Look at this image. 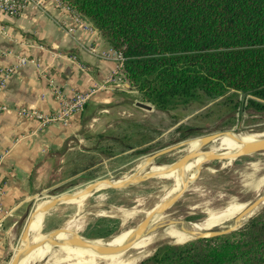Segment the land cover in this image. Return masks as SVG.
<instances>
[{
    "label": "rangeland",
    "instance_id": "obj_1",
    "mask_svg": "<svg viewBox=\"0 0 264 264\" xmlns=\"http://www.w3.org/2000/svg\"><path fill=\"white\" fill-rule=\"evenodd\" d=\"M129 90V92L123 91L122 95L121 92L119 93V97L114 102L113 112L108 117L97 119L92 126L83 128L86 140L83 142V152L79 155L82 157L72 158L76 156L73 152L71 156L68 155L63 163L64 167H61L49 187L34 196L26 212L21 211L14 229L9 233L8 251L0 264H8L15 251L24 243L22 230L30 213L54 197L76 193L97 180L125 177L133 173L137 174L141 170L143 177L133 185L112 188L110 185L113 184L105 183L98 186L85 199L82 209L74 202L64 201L50 207L44 213H40L39 210L32 216L28 230L30 242H35L73 218L82 221L81 227L77 230L79 235L90 239L111 240L136 226L147 210L164 200V195L174 183L171 177L155 175L147 178V174L151 173H142L148 155L159 149L182 143L156 157L147 167L151 164L157 167L161 164L169 165L187 151L208 150L212 142L227 135L199 148V140L205 134L220 130L264 131V109L248 106L242 94L231 97H205L203 100L172 110H161L143 99L132 87ZM138 101L151 105L152 108L137 106L135 102ZM195 139H197L196 145L188 148ZM254 141L256 140L247 144ZM238 148L219 151H232ZM200 159L199 153L194 154L187 163H195ZM190 172V169H186L182 174V180L185 175L189 176ZM262 176H264V150L232 160L208 161L187 184L180 198L165 211L164 218L175 217L194 223L206 216L208 208L218 210L232 200L249 202L264 192V185L260 188H255L253 185L254 181ZM131 178L133 176L128 179ZM116 208H135L138 211L124 222L113 214ZM231 219L218 225L221 228L227 227L232 224ZM162 243L174 242L168 237L156 241L148 246L146 255H143L136 264L150 256ZM52 248L51 251H54L57 246ZM43 249L44 246L40 252ZM50 252L39 261V264H51L47 261Z\"/></svg>",
    "mask_w": 264,
    "mask_h": 264
},
{
    "label": "trees",
    "instance_id": "obj_2",
    "mask_svg": "<svg viewBox=\"0 0 264 264\" xmlns=\"http://www.w3.org/2000/svg\"><path fill=\"white\" fill-rule=\"evenodd\" d=\"M123 57L121 76L172 110L244 95L264 109V0H65ZM139 264H264V206L227 234L162 243Z\"/></svg>",
    "mask_w": 264,
    "mask_h": 264
},
{
    "label": "crops",
    "instance_id": "obj_3",
    "mask_svg": "<svg viewBox=\"0 0 264 264\" xmlns=\"http://www.w3.org/2000/svg\"><path fill=\"white\" fill-rule=\"evenodd\" d=\"M110 49L96 30L85 29L51 0H43L40 7L27 4L16 16L0 11V66L15 63L17 55L39 65L17 68L0 90V104L50 114L59 106L55 89L71 95L95 83L103 85L69 125L41 124L11 110L0 112V263L21 211L49 187L68 155L82 157L83 128L108 117L119 93L130 91L121 75L106 82L116 67V61L104 55Z\"/></svg>",
    "mask_w": 264,
    "mask_h": 264
},
{
    "label": "bare ground",
    "instance_id": "obj_4",
    "mask_svg": "<svg viewBox=\"0 0 264 264\" xmlns=\"http://www.w3.org/2000/svg\"><path fill=\"white\" fill-rule=\"evenodd\" d=\"M226 134L221 135V136L226 135L222 138H219V137H221V136H219L218 137L219 139L212 142L211 145H209L208 150H204V151L205 152H216V151L223 150V149H234V148L242 147L250 141L256 140L254 142H258L259 140L264 138V131H260V132H242V131L235 132V131H231L230 133H226ZM215 139H217V138H215ZM196 142H197V139H195L188 146V148L196 145ZM254 142H252V143H254ZM204 145H205V143H203L201 138H200L199 148H201ZM232 151H234V150H232ZM227 152H231V151H227ZM199 155L201 157L200 161L195 162V163H187L186 162L182 166L176 167L174 169H170V166L167 164H165V165L161 164L159 167H157V165L151 164V166L147 167V165L149 163L146 164V162H145L146 165L144 166L142 173H151V174H155V175H162V176L171 177L173 179L174 183H173L172 187L163 197L164 199H166V198L170 197L178 189V187L180 186V182L182 180V174L186 169L191 170V172H190L191 176L185 175V177L183 179L185 181V183L188 184L190 181H192L194 179V177L196 176L195 168L197 167V165H199L201 163V161L203 159V154L199 153ZM255 164H257V163H255ZM143 175L144 174L141 175V170L138 171L137 174L135 176H133V178L128 179L125 182V185H133L135 183H138L141 180V178L143 177ZM122 178L123 177H117V178L111 177V178H109V180L103 181L102 183L95 185L94 187L90 188L89 190L83 192L82 194H80L76 197H73L69 201L74 202L78 208L82 209V206L84 205L85 199L88 198V196L91 194V192L95 188H97L98 186L103 185L105 183L116 184L119 181H121ZM241 182H244V181H241ZM253 185L255 188H260V186L264 185V176L255 180ZM256 193H257V191H256ZM72 195H74V194H72ZM159 198H160V196H159ZM247 203L248 202H239L236 200H232V201H229L224 207H222L218 210L208 208L206 210V214H205L206 216L202 220L195 221L192 224L201 230L210 228V227L217 225L219 223H223L227 219H230L233 216H235L239 211H241V209H243L245 207V205ZM150 209L147 210L146 213H148L150 211ZM45 211H46V209L40 210V213H44ZM137 211L138 210L135 208H131V209L130 208L129 209L116 208V210L114 211L113 214L119 216L122 219V221L125 222L126 219L133 216ZM164 215L165 214L155 215L151 220L162 219V218H164ZM81 223H82V221H80V220H75L73 218L69 219L62 226L63 230L57 232L55 234V236L59 237V238L75 237L73 235V233H77V230L81 227ZM137 229H138V225H136L133 228H131L130 230L124 231L118 235L116 234L117 236L113 237V239H111V240L110 239L109 240L95 239L94 243L105 244V245H118L120 243H123V242L131 239L133 237V235L136 233ZM28 237H29V234H28ZM166 237L170 238L175 243H181V242H184V241L190 239V236L187 233L180 231L174 225H169V226H166L164 228L152 231V232L142 236L139 240H137L127 250L120 252V253H116V254H107V255L96 254L95 252H93L89 248L84 247V246H80L77 244L60 245V246H57L56 250L51 251V249H53V248L50 246V244L43 243V244H41L39 246H35L31 250H29L23 257L20 258L18 264H39V261L41 259H43V257L47 253H49L50 251H51L50 252L51 254L49 255V258L47 259V261H49V263H51V264H62V263H66V264H136L137 261L143 255H146L145 253H146V249L148 248V246L153 245V243H155L156 241L163 239V238H166ZM23 241L25 243V240H23ZM119 241H121V242H119ZM24 243H22V245ZM43 246H44V249L42 250V252H40Z\"/></svg>",
    "mask_w": 264,
    "mask_h": 264
},
{
    "label": "water",
    "instance_id": "obj_5",
    "mask_svg": "<svg viewBox=\"0 0 264 264\" xmlns=\"http://www.w3.org/2000/svg\"><path fill=\"white\" fill-rule=\"evenodd\" d=\"M137 106L151 109V105H147L143 102H136ZM231 130H220L211 132L208 134H205L201 136V140L203 143H208L215 138H218L219 136L230 133ZM189 141V140H188ZM186 141V142H188ZM182 143L159 149L150 155H148L145 159L146 164L152 162L156 157L160 156L163 153H166L170 151L171 149L181 145ZM264 150V138L259 140L258 142L249 143L246 144L234 151L227 152V151H220V152H205L204 150H197V151H187L182 156H180L176 161L172 162L170 165V169H174L176 167L182 166L185 164L194 154L201 153L203 154V159L199 165L195 168V173L197 174L204 163L211 161V160H232L236 159L238 157H241L243 155L252 154L255 152H261ZM136 173H133L132 175L125 176L116 184L110 185L112 188H118L121 186H125V182L130 178L131 176H134ZM155 174H147V178L153 177ZM109 178H105L102 180L94 181L82 189H80L77 193H72L70 195H66L63 197H54L53 199L41 204L40 206L36 207L33 212L30 213L29 217L27 218L25 225L22 230V238L25 240V243L18 248L15 253L13 254L10 262L8 264H18L21 257H23L29 250L34 248L35 246H39L43 243L50 244L51 247L54 246H60V245H66V244H77L80 246H84L95 252L96 254L100 255H107V254H116L123 252L127 250L129 247H131L137 240H139L142 236L164 228L169 225H174L177 227L180 231H183L184 233H187L190 235V239L186 240L189 241L191 239H197V238H209V237H215L223 234L230 233L232 231L237 230L241 226H243L250 218L255 215V213L264 206V192L259 194L257 197H255L253 200L249 201L241 211H239L235 216L232 217L231 221L232 224L221 228L218 224L214 225L210 228L201 230L197 228L195 225L191 223L190 220L181 219V218H162V219H155L151 220L155 215L159 214H165V211L169 209L183 194L185 191V188L187 184L184 180H181V184L178 187V189L168 198L164 199L154 207L150 209L148 213L145 214L143 219L137 224L138 229L136 233L133 235V237L123 243H120L118 245H105V244H97L94 243L95 239H90L83 237L79 235L78 233H73L75 237H63L59 238L56 237L55 234L62 229V227H58L53 229L52 231L46 233L43 235L40 239H38L35 242H30L28 237V230L31 224V218L32 216L38 212L39 210L49 209L50 207L57 205L64 201H69L73 197H76L83 192L89 190L90 188L94 187L95 185H98L99 183H102L103 181H107ZM255 212V213H254ZM111 237V236H110ZM184 241V242H186ZM182 242V243H184ZM175 243V242H174Z\"/></svg>",
    "mask_w": 264,
    "mask_h": 264
},
{
    "label": "built area",
    "instance_id": "obj_6",
    "mask_svg": "<svg viewBox=\"0 0 264 264\" xmlns=\"http://www.w3.org/2000/svg\"><path fill=\"white\" fill-rule=\"evenodd\" d=\"M53 5L59 9L66 11L72 15L83 27L89 31H95L92 24L86 18L77 12L65 0H51ZM43 0H0V11L8 16H16L27 4L40 7ZM116 61V67L108 76L106 82H113L117 75H121L124 57L117 51L110 49L109 53L104 54ZM27 63H32L38 67V62L26 56L17 55L16 62L4 66H0V90L5 87V84L14 71ZM103 88L102 84L93 85L86 90H76L71 95H65L60 90L55 89V95L58 100V108L50 114H44L34 108L26 106L9 107L0 104V112L11 110L21 117L28 119H37L41 124H47L58 121L63 125H69L72 117L84 110L86 103L91 99L93 94Z\"/></svg>",
    "mask_w": 264,
    "mask_h": 264
}]
</instances>
